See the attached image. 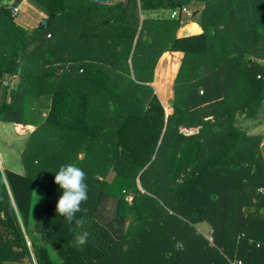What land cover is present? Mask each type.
Masks as SVG:
<instances>
[{
    "label": "trees",
    "instance_id": "obj_1",
    "mask_svg": "<svg viewBox=\"0 0 264 264\" xmlns=\"http://www.w3.org/2000/svg\"><path fill=\"white\" fill-rule=\"evenodd\" d=\"M2 1L0 124L31 125L29 98L51 87L53 100L23 172L0 169V264L29 252L26 235L36 264H264L262 135L236 125L264 118V66L247 57L264 56V0H202L185 18L151 13L187 0H29L48 18L32 29L11 12L21 0ZM191 19L201 32L177 37ZM168 49L182 53L172 105L178 58L159 60L157 94L147 84ZM70 105L79 126L53 119ZM73 162L88 185L79 249L55 211V173Z\"/></svg>",
    "mask_w": 264,
    "mask_h": 264
},
{
    "label": "rangeland",
    "instance_id": "obj_2",
    "mask_svg": "<svg viewBox=\"0 0 264 264\" xmlns=\"http://www.w3.org/2000/svg\"><path fill=\"white\" fill-rule=\"evenodd\" d=\"M19 16H20L19 14L16 15V19H19L20 18ZM180 56L181 55H179V57ZM158 77L159 76H158V72H157V78ZM157 80H155V82L153 84L157 85V83H158ZM18 81H19L18 76H13L10 80H7L4 84L8 85L10 88H16ZM169 85L171 86V80H165L164 83H162V86H167L168 92L170 94L171 91L169 90ZM50 88H48V90L45 91V93H43L39 97H30L29 98V109H28L29 118H28V120L30 121V123H32L31 125H25V126L17 125V126H15L14 124H9L10 125L9 126L6 124V125L2 126V127H4L3 131L7 130L9 133L10 130H13V132L15 131V133H16L15 134L16 136L13 135V137L8 138V137H6V134H5L6 132H5L4 133L5 138H1V141H2L1 145H3V146L0 149L2 152L5 151L8 148V146L13 149V150H9V153H12V154H11V157H8L11 159V161L13 163L21 161L19 159L21 151L24 148V145L29 141V139H30L29 135L33 131V129L36 128L39 124L43 123L45 121V119L47 120L50 117L48 115V113L51 109V103L53 100V96L51 95ZM2 93H3V90H1V94ZM7 99H9V97H7ZM74 101H75V103H77L78 99L75 98ZM78 108L79 107L77 105H70V107L67 108L68 112H66V111L63 113L57 112V115L55 117H53V119L57 120V121L66 122L70 125L74 124L76 126H79L78 121H76V115L78 113ZM166 111H167V113H170L171 107ZM252 120L253 119H251L249 117H245L243 115L237 116V119H236L237 123L236 124H238V126H241L243 129H245V131H246V129L248 131V129L252 128V126L254 124V123H252ZM262 122L263 121H260L259 124H262ZM259 124H256L257 128H255V131L257 130L259 133H261L263 131V134H261L262 138H263L264 129L259 130L261 127ZM25 137H26V140H25ZM24 140H25V143H24ZM262 142L263 141H261V143ZM262 149L264 150V145H263ZM82 156H83V153H81L79 155V158H81ZM73 164L75 165L74 162H73ZM3 169H4V166H2L1 170H3ZM113 174H114L113 170H108L105 173V178L107 180H111L113 177ZM130 197L131 196H128V199ZM110 211L111 210L108 208L106 213H110ZM198 230L200 232H202L204 235L209 236V231L211 229L207 223H201L200 225H198ZM122 231H124V227H123ZM25 237L27 239V245H28L29 252L23 253L18 247H13V249L17 250V251L16 250H14V251L18 252L19 260L8 259V260L3 261V264H36L35 258H34L33 252H32L33 249H32L31 243H30V239L28 238L27 235ZM208 238H210V237H208Z\"/></svg>",
    "mask_w": 264,
    "mask_h": 264
},
{
    "label": "crops",
    "instance_id": "obj_3",
    "mask_svg": "<svg viewBox=\"0 0 264 264\" xmlns=\"http://www.w3.org/2000/svg\"><path fill=\"white\" fill-rule=\"evenodd\" d=\"M13 1L14 0H3L2 3L10 5V4L13 3ZM117 1H124V0H108V3H114V2H117ZM187 1H189L188 2L189 4L188 5H183L182 7H186L188 10H190V14H193V15L195 13L194 9L201 8L202 4H203L202 0H187ZM165 2H166V0H165ZM17 6H19V13L18 14L20 15L19 16L20 18L19 19L15 18V21L18 24H20L21 26L25 27V28L32 29V28L36 27L38 25V23L42 20V18L46 16L43 11H41L33 2H31L29 0H21ZM175 9H178V8H175ZM172 10L173 9H171L170 7L165 5V6L158 7L157 9H155L156 12L151 13V15H155V16H167V15H170V17H171ZM181 15H182L183 18L189 16V15H185L182 12H181ZM200 32H201V28H200L199 24L197 23V21L191 19V20H187L185 23H183L177 29L176 36L180 37V36H185V35L197 34V33H200ZM164 55H168L170 57H174V58H178L179 59L178 60V65L176 67V70H175V72L173 73V75L171 77V86L169 85V90L171 91V93H170L171 94L170 95L171 99L169 101V104L171 103V105H172V101H173V81H174V78H175V76L177 74V70H178L179 65H180V59L182 57V53L181 52L171 51L170 49L163 51L162 54L159 56V58L157 59V61L155 63L154 70H153V75H152V80H151V82H148L147 84L150 85L154 89V87H153L154 84L153 83L155 82V80L157 78V66H158L159 60ZM179 55H181V56L179 57ZM247 57H249L251 59H256L260 64H262L264 66V56L262 58H254V57H252L250 55L247 56ZM163 90H166V88H164ZM154 92L157 94L155 89H154ZM171 105H170V107H171V110H172V106ZM262 121H263L262 124H259L260 122L256 123V124H259L261 126L259 130H263L264 129V118H263ZM236 123H237V121H236ZM256 124L254 123L252 128H249L248 131L246 129L248 134L249 133L250 134L259 133L257 130L255 131V128H257ZM4 125H6V124H3V123L0 124V148L3 146V145H1L2 144L1 143L2 142L1 138H5V134H6V137H8V138L13 137V135L16 136L15 135L16 133H15V131L13 132V130H10L9 133H8L7 130L3 131L4 127H2V126H4ZM7 125H9V124H7ZM236 125L238 126V124H236ZM240 128H242V127L240 126ZM243 130H245V129H243ZM259 134H263V131L261 133H259ZM25 140H26V137H25ZM25 140H24V143H25ZM262 141L263 142L261 143L260 148H261V152H262L263 159H264V150L262 149V147L264 145V135H263ZM7 149L5 151H3V152L0 149V169L2 168V166H4V169L6 168V169H9V170H12V171H15V172L22 173L23 172V167L21 165V161L13 163L11 161V159L8 158V157H11V154H12V153H9V150H13V149L10 148L9 146H8ZM19 159H20V157H19ZM37 191H38V186L36 184H34L33 185V194H32V207H33V209L35 208V203H36V200H37V196H36ZM210 231H209V233H210Z\"/></svg>",
    "mask_w": 264,
    "mask_h": 264
},
{
    "label": "clouds",
    "instance_id": "obj_4",
    "mask_svg": "<svg viewBox=\"0 0 264 264\" xmlns=\"http://www.w3.org/2000/svg\"><path fill=\"white\" fill-rule=\"evenodd\" d=\"M54 183L63 190L55 211L67 224H75L74 244L78 249L82 248L88 242L89 233L86 230L81 231L84 229L85 219L77 218L76 214L87 212L86 208H81V204L88 200L86 173L74 164L63 165L55 173Z\"/></svg>",
    "mask_w": 264,
    "mask_h": 264
},
{
    "label": "built area",
    "instance_id": "obj_5",
    "mask_svg": "<svg viewBox=\"0 0 264 264\" xmlns=\"http://www.w3.org/2000/svg\"><path fill=\"white\" fill-rule=\"evenodd\" d=\"M179 11H181L185 15H190V10H188L186 7H181L180 9H173L171 12V17L176 16ZM11 12L13 15H17L19 13V6L12 7ZM130 199L131 198H129V200ZM230 264H241V262H240V260H234L233 262H230Z\"/></svg>",
    "mask_w": 264,
    "mask_h": 264
},
{
    "label": "water",
    "instance_id": "obj_6",
    "mask_svg": "<svg viewBox=\"0 0 264 264\" xmlns=\"http://www.w3.org/2000/svg\"><path fill=\"white\" fill-rule=\"evenodd\" d=\"M91 1H95V2H99V3H108V0H91ZM48 21V18L45 16L42 18L40 25H46Z\"/></svg>",
    "mask_w": 264,
    "mask_h": 264
}]
</instances>
